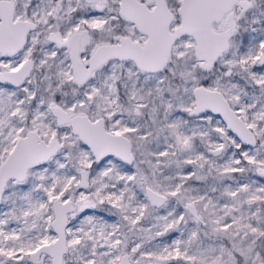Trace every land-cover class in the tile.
Wrapping results in <instances>:
<instances>
[{
	"label": "snow or ice",
	"instance_id": "snow-or-ice-1",
	"mask_svg": "<svg viewBox=\"0 0 264 264\" xmlns=\"http://www.w3.org/2000/svg\"><path fill=\"white\" fill-rule=\"evenodd\" d=\"M0 264H264V0H0Z\"/></svg>",
	"mask_w": 264,
	"mask_h": 264
}]
</instances>
